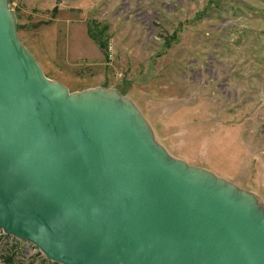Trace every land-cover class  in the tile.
<instances>
[{
    "label": "water",
    "instance_id": "95a60500",
    "mask_svg": "<svg viewBox=\"0 0 264 264\" xmlns=\"http://www.w3.org/2000/svg\"><path fill=\"white\" fill-rule=\"evenodd\" d=\"M0 0V229L60 264H264V208L171 158L116 89L44 76Z\"/></svg>",
    "mask_w": 264,
    "mask_h": 264
},
{
    "label": "rangeland",
    "instance_id": "374dc122",
    "mask_svg": "<svg viewBox=\"0 0 264 264\" xmlns=\"http://www.w3.org/2000/svg\"><path fill=\"white\" fill-rule=\"evenodd\" d=\"M8 6L18 40L46 78L69 92L118 90L167 155L224 177L264 208V0H8ZM2 233L0 248L17 253L12 264H60Z\"/></svg>",
    "mask_w": 264,
    "mask_h": 264
},
{
    "label": "trees",
    "instance_id": "16d2710c",
    "mask_svg": "<svg viewBox=\"0 0 264 264\" xmlns=\"http://www.w3.org/2000/svg\"><path fill=\"white\" fill-rule=\"evenodd\" d=\"M98 42V46L99 48L105 52L107 49V45L104 42H101L100 40H97ZM0 251H2V253L0 252V254H2L3 256V260L4 263H0V264H12L14 262V259L16 257V253L13 250V248L11 246L7 247V248H0Z\"/></svg>",
    "mask_w": 264,
    "mask_h": 264
},
{
    "label": "built area",
    "instance_id": "2783aa9c",
    "mask_svg": "<svg viewBox=\"0 0 264 264\" xmlns=\"http://www.w3.org/2000/svg\"><path fill=\"white\" fill-rule=\"evenodd\" d=\"M2 230V229H1ZM2 236H8V237H11V238H13V240L15 239V240H20V239H18V238H16V237H14V236H12V235H10V234H7V233H5L3 230H2ZM14 240V241H15ZM16 243L18 242V241H15ZM26 242H28V241H26ZM30 243V245L31 246H34L35 247V245L34 244H32L31 242H29ZM37 247V246H36ZM16 253V252H15ZM16 255H17V253H16ZM34 264H36L35 262H34Z\"/></svg>",
    "mask_w": 264,
    "mask_h": 264
},
{
    "label": "bare ground",
    "instance_id": "6f19581e",
    "mask_svg": "<svg viewBox=\"0 0 264 264\" xmlns=\"http://www.w3.org/2000/svg\"><path fill=\"white\" fill-rule=\"evenodd\" d=\"M224 178V177H223Z\"/></svg>",
    "mask_w": 264,
    "mask_h": 264
}]
</instances>
